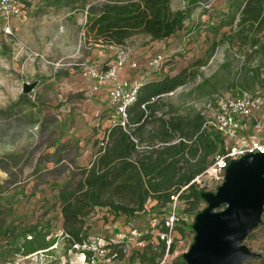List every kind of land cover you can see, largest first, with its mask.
<instances>
[{
	"label": "rangeland",
	"instance_id": "1",
	"mask_svg": "<svg viewBox=\"0 0 264 264\" xmlns=\"http://www.w3.org/2000/svg\"><path fill=\"white\" fill-rule=\"evenodd\" d=\"M108 1L111 0H28L30 5L22 6L21 14L12 18L13 34L5 33L0 22V264L131 263L126 257L122 261L96 257L92 263L84 248L70 249L60 237L62 216L55 195L71 175L80 152L79 144L66 133L70 117L62 109L81 108L77 102L91 96L81 90L70 92L71 80L77 79L78 74L84 75L89 65L101 71L107 68L104 60L100 64L92 62L95 51H113L117 58L127 54V62L137 63L141 75L152 70L148 63L156 54L166 59L162 69L156 71L161 75L177 74L188 68L192 72L189 82L164 96L180 111L207 108L209 112L210 107L216 109L209 107L210 103L234 97V87L229 84L241 79L245 61L251 66L263 64L264 79V52L249 45L247 50L234 43L230 46V25H224L215 36L209 31L210 25L224 18L215 11L213 2L219 0H209L204 5L201 2L207 0H172L174 10H190L191 17L182 30L165 40H151L149 35L138 33L122 45L89 29L91 9ZM258 36L264 40V32ZM214 39L220 40L215 54L205 64L197 65L195 62L204 57ZM226 62L231 63L229 68L224 67ZM24 81H37L38 86L25 94ZM251 91L264 97V85L256 84ZM101 116L105 120L108 113ZM249 130L251 135L256 133L253 125ZM259 134L264 138V131ZM207 206L206 201L200 204L199 212L176 226V247L167 264H187L183 255L190 250L197 234L193 224ZM184 207L182 201L180 208ZM100 216L96 214L94 218L96 233L91 241L103 244L108 238L117 237V233L125 234L129 254L143 247L139 233L152 230L147 214L132 220L131 228L137 229L138 235L126 232L128 226L124 229L121 224L120 229L115 223L105 226ZM31 229L60 234L58 244L51 250L18 253L15 247ZM245 243L256 254L247 264H264V228L256 229Z\"/></svg>",
	"mask_w": 264,
	"mask_h": 264
},
{
	"label": "trees",
	"instance_id": "2",
	"mask_svg": "<svg viewBox=\"0 0 264 264\" xmlns=\"http://www.w3.org/2000/svg\"><path fill=\"white\" fill-rule=\"evenodd\" d=\"M17 1L23 6L30 5L28 0ZM207 2L209 0L201 3ZM189 14V8L174 10L172 0H111L98 9H91L88 25L91 31L122 45L138 33L149 35L151 40L168 39L184 28L191 17ZM221 14L224 16L221 22L209 26L214 36L224 25H230V46L234 43L241 50H247L249 45L264 52L263 36H258L264 32V0H232L228 11ZM219 44L220 40L214 39L204 57L195 63L205 64ZM165 61L164 57L163 63ZM163 63L160 68L143 75L136 100L125 108L126 116L120 115L113 106L112 112L108 113L111 122L100 132L102 134L98 136L99 132L94 129L97 155L89 165L75 164L55 195L62 216V234L59 235L70 249L82 248L94 240L96 214L101 215L104 224L115 223L119 229L120 224L124 229L128 226L126 232L133 230L134 218L147 214L152 230L141 234L143 247L129 254L125 234L117 233V237L103 242L102 246L107 249L104 258L122 261L126 257L129 264L134 261L158 264L166 253V245L157 233L165 230L161 223L169 211L172 194L188 186L180 193L181 201L185 203L182 212L187 218L199 212L200 204L205 202L202 193L206 186L193 180L226 149L227 141L221 132L205 126L208 115L204 109L180 111L164 98L185 86L192 72L185 68L177 74L161 75L156 71L162 69ZM230 65L226 62L224 67ZM262 65L251 66L249 61L244 62L241 79L229 84L234 87V97L246 93L258 95L249 90L256 84L264 85ZM121 120H125L126 125ZM101 142H105L104 145ZM154 219L158 222L152 227ZM260 228H264V218L255 230ZM255 230L247 238H251ZM28 232L24 241L15 247L20 254L51 250L58 244L59 235L50 230L36 232L31 229ZM175 247L174 243L171 253ZM84 253L90 261L93 252L84 250Z\"/></svg>",
	"mask_w": 264,
	"mask_h": 264
},
{
	"label": "built area",
	"instance_id": "3",
	"mask_svg": "<svg viewBox=\"0 0 264 264\" xmlns=\"http://www.w3.org/2000/svg\"><path fill=\"white\" fill-rule=\"evenodd\" d=\"M22 6L23 4L17 0H0V22L3 23L5 33L13 34L12 18L21 14ZM163 60L164 56L157 54L149 61L148 65H150L151 69L156 70L162 66ZM127 61L128 55L123 53L119 55L117 61L110 65L109 68L101 71L89 65L85 68L84 73L85 76L95 79L94 91L102 88L107 80L112 81L113 87L110 91L109 99H111V104L117 107L118 113L122 116H126V106L136 100L137 91L143 84L142 78L133 80L119 79L120 70ZM130 66L136 69L137 63L131 62ZM211 105L216 109L212 110ZM209 107V112L207 108L204 109V112L208 115L205 126L221 132L225 136L228 146L211 161L212 163L208 165L203 173L195 177L193 182L203 187L206 186V190L216 191L224 181L226 169L232 160H237V158L244 155L256 152L264 154V138L259 134L264 131V97L246 93L243 96L216 100L215 103H210ZM113 122H116V119ZM121 123L126 125L125 120H121ZM250 125H253L256 131L255 134H250ZM104 143L101 142V145H104ZM187 188L188 186L172 194L169 211L161 223L165 230H158L157 235L166 245V253L158 264H167L168 258L172 254L171 249L175 241L176 226L179 222L187 220L180 208L182 204L180 193ZM157 222L154 219L152 227ZM142 233L143 231L139 234ZM132 234L138 235V230H132ZM139 244L143 245L144 243L141 241ZM81 247L93 252L92 263L95 262L96 257L103 258L107 254V249L99 242L87 243Z\"/></svg>",
	"mask_w": 264,
	"mask_h": 264
},
{
	"label": "water",
	"instance_id": "4",
	"mask_svg": "<svg viewBox=\"0 0 264 264\" xmlns=\"http://www.w3.org/2000/svg\"><path fill=\"white\" fill-rule=\"evenodd\" d=\"M30 94L38 82H23ZM208 206L198 213L196 236L183 255L187 264H245L256 254L244 242L264 214V154L232 160L215 192L205 191Z\"/></svg>",
	"mask_w": 264,
	"mask_h": 264
},
{
	"label": "crops",
	"instance_id": "5",
	"mask_svg": "<svg viewBox=\"0 0 264 264\" xmlns=\"http://www.w3.org/2000/svg\"><path fill=\"white\" fill-rule=\"evenodd\" d=\"M225 2H221L220 0L216 1V3L213 2L216 5L215 11L219 13L227 12L230 2L228 4ZM91 60L94 64H100V62L104 60L107 68H109V66L117 60V54L113 51L104 52L97 50L94 52ZM77 76V79L71 80L73 84L70 86L69 91L75 93L81 90L85 92L86 96L90 92L91 96H88L86 100L80 99V102H77L78 106H81V108L66 109V111H64V109L62 110L66 113L67 117H70L66 133H68L70 140L72 139L79 144L78 147L80 152L76 163L85 166L89 165L98 153V146L95 145V138L93 136L94 129H97L99 136L100 132L111 122L109 118L110 114L105 120L101 119V115L110 113L113 110L111 99H109L113 83L107 80L102 88L94 91L93 87L96 84L94 78L90 76L86 77L83 74H78ZM142 77L143 75L139 74L137 69L135 70L130 66V60L122 67L119 74V79L121 80H133ZM105 226H107V224H105Z\"/></svg>",
	"mask_w": 264,
	"mask_h": 264
}]
</instances>
